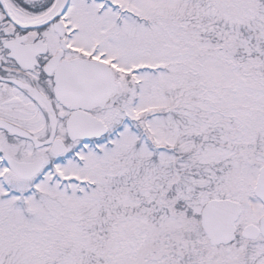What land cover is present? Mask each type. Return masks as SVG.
<instances>
[{"label":"snow or ice","instance_id":"6c2138e0","mask_svg":"<svg viewBox=\"0 0 264 264\" xmlns=\"http://www.w3.org/2000/svg\"><path fill=\"white\" fill-rule=\"evenodd\" d=\"M0 264H264V0H0Z\"/></svg>","mask_w":264,"mask_h":264}]
</instances>
